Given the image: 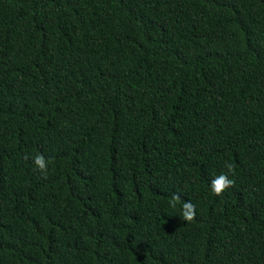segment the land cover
<instances>
[{
  "label": "trees",
  "instance_id": "obj_1",
  "mask_svg": "<svg viewBox=\"0 0 264 264\" xmlns=\"http://www.w3.org/2000/svg\"><path fill=\"white\" fill-rule=\"evenodd\" d=\"M0 264H264V0H0Z\"/></svg>",
  "mask_w": 264,
  "mask_h": 264
},
{
  "label": "clouds",
  "instance_id": "obj_2",
  "mask_svg": "<svg viewBox=\"0 0 264 264\" xmlns=\"http://www.w3.org/2000/svg\"><path fill=\"white\" fill-rule=\"evenodd\" d=\"M35 166L42 172L46 173L47 162L42 155H36L34 157ZM234 181L229 179L225 174H220L219 176L214 177L210 182L211 191L219 196L221 195L228 187L232 186ZM178 197L174 196L173 201L177 200ZM174 206V204H173ZM182 211V217L186 221H192L195 217L194 205L190 202H184Z\"/></svg>",
  "mask_w": 264,
  "mask_h": 264
}]
</instances>
